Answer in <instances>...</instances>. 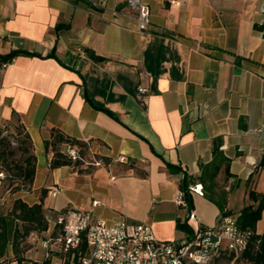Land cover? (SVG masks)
I'll return each mask as SVG.
<instances>
[{
  "label": "crops",
  "instance_id": "crops-1",
  "mask_svg": "<svg viewBox=\"0 0 264 264\" xmlns=\"http://www.w3.org/2000/svg\"><path fill=\"white\" fill-rule=\"evenodd\" d=\"M126 2L0 0V57L32 53L0 73V127L16 113L36 158L30 189L12 199L42 201L50 217L45 233L29 237L22 264L60 263L56 252L44 259L40 242L68 208L107 223L124 216L129 229L147 223L159 240L214 225L219 210L204 195L190 193L194 226L175 198L184 175L200 184L216 137L230 159L231 176L216 178L226 210L237 217L253 203L250 191L264 195V0H141L150 10L141 32ZM52 129L111 162L51 170L44 142Z\"/></svg>",
  "mask_w": 264,
  "mask_h": 264
},
{
  "label": "trees",
  "instance_id": "trees-1",
  "mask_svg": "<svg viewBox=\"0 0 264 264\" xmlns=\"http://www.w3.org/2000/svg\"><path fill=\"white\" fill-rule=\"evenodd\" d=\"M86 53L95 61L101 60L90 49H86ZM18 55H32V53L12 52L7 56L0 57V62L11 63ZM4 124V127H0V183L2 180L11 178L12 181L16 180L19 183L17 187L12 184L11 194L22 190L28 191L32 185L36 167V158L30 136L16 113H13L11 119ZM10 126H14L15 145L12 144L7 135H4ZM221 144L222 139L220 137L212 140V158L208 163H200L197 177V181L202 186L203 195L218 208V216L231 215L226 210L228 192L216 181L220 173L226 178L231 176L229 173L230 159L224 155ZM62 145L75 150L77 158L73 160L69 154L62 153L60 151ZM44 147L45 152L50 155L49 168L51 170L66 166L72 171L82 173L91 169L92 165L90 164H92L93 159L100 160L106 165L111 162L105 157L90 156L87 142L67 136L58 129L51 130L50 139L44 142ZM85 157L89 158L88 162L85 161ZM85 162L89 167H84ZM2 175H4L3 179H1ZM189 182L187 175H184L178 185L179 190L183 193L187 211L193 208L192 198L188 191ZM41 193L43 196L45 190H42ZM248 197L253 203L244 206L237 216L238 227L252 232L246 249L235 260L229 256L211 264H220L222 260L226 264H230L232 260L233 263L237 264L240 262L264 264V232L261 234L256 232L257 222L261 219V213L264 210V195L250 191ZM49 219V213L43 208L42 201L28 205L21 199L15 198L12 199L9 207L0 206V264H13V262L22 264L24 254L29 249V237L45 233L49 226ZM188 231L190 232V230ZM55 234L56 230L53 231L51 237H54ZM86 249L85 242H82L73 257H71V253L59 254L60 264H78L79 254L83 255Z\"/></svg>",
  "mask_w": 264,
  "mask_h": 264
},
{
  "label": "built area",
  "instance_id": "built-area-1",
  "mask_svg": "<svg viewBox=\"0 0 264 264\" xmlns=\"http://www.w3.org/2000/svg\"><path fill=\"white\" fill-rule=\"evenodd\" d=\"M127 6L136 12L138 30L144 31L150 24V10L141 0H127ZM264 15V4L261 7ZM264 25V23H262ZM9 62H0V73L9 66ZM140 92H145L139 86ZM73 160L77 158L75 150L68 149ZM118 161L124 159L120 157ZM100 160L93 159L92 165L98 166ZM58 188L51 192L55 195ZM189 193L203 196L200 184L189 185ZM176 203L186 208L183 193H176ZM98 203L94 201L92 207ZM187 220H195L192 210L187 211ZM56 234L41 240L44 259H50L52 253H71L73 257L85 242L86 251L79 254L78 264H211L223 257L235 260L246 249L252 232L237 225V217L229 214L219 215L214 225L198 224L186 239H157L147 223H136L129 229L126 217H120L113 223L102 219H92L91 209L68 208L57 212L54 217ZM33 236V235H32ZM233 260L230 264H233ZM13 264H17L13 262ZM60 264V263H59Z\"/></svg>",
  "mask_w": 264,
  "mask_h": 264
},
{
  "label": "rangeland",
  "instance_id": "rangeland-1",
  "mask_svg": "<svg viewBox=\"0 0 264 264\" xmlns=\"http://www.w3.org/2000/svg\"><path fill=\"white\" fill-rule=\"evenodd\" d=\"M5 124H3L1 127H4ZM13 127L10 126L8 128V130L4 132V135H7L9 137V140L12 142V144L15 145V142H14L15 131H14ZM84 159L86 162L89 161L88 157H85ZM91 161H92V159H91ZM86 162L84 164V167H89V166H87ZM3 178H4V175L1 176V179H3ZM12 184L14 185V187H17V185H19L18 181H16V180L12 181L11 178L10 179L7 178L5 180H2V182L0 183V206H3L4 208L9 207V205L11 204L13 194L10 193V189L13 187ZM22 191H24V190H22ZM18 192H20V191H18ZM188 222L190 225L194 226V224L191 220H189ZM30 247H31V245L29 244V248ZM220 264H226V263H225V261L222 260V261H220ZM233 264H237V263L234 262ZM239 264H247V263L240 262Z\"/></svg>",
  "mask_w": 264,
  "mask_h": 264
}]
</instances>
